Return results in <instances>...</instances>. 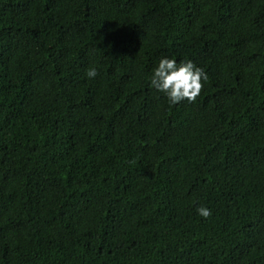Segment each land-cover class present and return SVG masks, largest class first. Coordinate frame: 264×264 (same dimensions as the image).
<instances>
[{"label": "trees", "instance_id": "trees-1", "mask_svg": "<svg viewBox=\"0 0 264 264\" xmlns=\"http://www.w3.org/2000/svg\"><path fill=\"white\" fill-rule=\"evenodd\" d=\"M0 264H264V0H0Z\"/></svg>", "mask_w": 264, "mask_h": 264}, {"label": "clouds", "instance_id": "clouds-1", "mask_svg": "<svg viewBox=\"0 0 264 264\" xmlns=\"http://www.w3.org/2000/svg\"><path fill=\"white\" fill-rule=\"evenodd\" d=\"M97 74L96 68H89L86 73L90 79ZM207 80L208 75L204 69L191 60L178 63L175 58L162 57L153 69L150 85L163 93L170 104L175 105L184 100L195 103ZM197 213L205 219L212 215L206 206H199Z\"/></svg>", "mask_w": 264, "mask_h": 264}]
</instances>
